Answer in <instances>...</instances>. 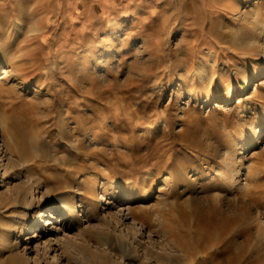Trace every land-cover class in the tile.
<instances>
[{
	"label": "rangeland",
	"instance_id": "rangeland-1",
	"mask_svg": "<svg viewBox=\"0 0 264 264\" xmlns=\"http://www.w3.org/2000/svg\"><path fill=\"white\" fill-rule=\"evenodd\" d=\"M54 2L0 0V264H264V0Z\"/></svg>",
	"mask_w": 264,
	"mask_h": 264
},
{
	"label": "bare ground",
	"instance_id": "bare-ground-1",
	"mask_svg": "<svg viewBox=\"0 0 264 264\" xmlns=\"http://www.w3.org/2000/svg\"><path fill=\"white\" fill-rule=\"evenodd\" d=\"M70 7H71L70 2H68V4L65 5V8L67 9L66 11H68L69 13L71 12ZM0 78H1V76H0ZM223 160L227 162V158L226 157H224ZM248 168L249 167H247V169ZM236 169H234L230 165V167H228V171L223 173L224 177L227 180L232 182V187H235V185L246 186L248 184V180L245 181V182H241V181L237 180L238 176H239V173L241 172V170H243V168L241 167L238 170H236ZM170 174H171L170 176L173 177L172 176L173 173H170ZM168 182H169V179L166 178L164 180V183L168 184ZM111 195L112 196H110V198H107L108 202H112V201H110V199L112 197L114 199H116L115 198L116 197L115 196L116 193L114 191L111 192ZM129 198L132 199L133 197L129 196ZM206 198H207V200L211 201V203H210V207L211 208L210 207L208 208V205L206 203L205 204H203L202 202L200 203L198 198L195 199V202H199L198 204L196 203L198 205V207H205L206 206V208H208L210 211H212V212L209 211V215H206V219L209 220L210 216H213L215 213H218V211H221V207H220V205L218 203V193L214 192V193H211V194H207ZM129 206L130 205H126L125 207H121V208L118 209V212H117L118 214H117V217H116V220H115L117 225L122 224L125 219L129 218V212H130V207ZM51 207H53V208L55 207L57 210H59V213L64 214V215H68L69 211H70V207L65 201H62V203H60V205H58V206H54L53 204H51ZM76 208L77 207L75 205L72 206V210L71 211L73 212V214H78ZM52 214H51V216H52ZM35 220H36V222H33L31 225L37 224L41 220L40 216L35 218ZM54 224L55 225H53V227H55V228L59 227L56 222ZM128 227H133V225H128ZM101 236H102L103 239H102V242L100 244L110 243L111 240H112V239L109 238L110 236H108V237H105L103 235H101ZM101 236H99V237H101ZM58 237H59L58 240L60 241V244H62V246L65 249L66 248L76 249V253H80L87 261H90V262L92 261L94 264H96V262L97 263H99V262L101 263L103 257H107V258L111 257V253H110L111 251H107L105 248L91 249L90 246L87 244V242L82 240V237L76 238V237H70V236H66V235L58 236ZM51 245H53L52 242L48 241L47 242V246L51 247ZM40 257H41V260H42L43 256L41 255ZM40 257L36 258L34 260L33 264H43L41 262V260H40ZM105 261H107V260H105ZM44 264H54V262L45 261ZM67 264H68V262H67ZM72 264H74V263H72Z\"/></svg>",
	"mask_w": 264,
	"mask_h": 264
},
{
	"label": "crops",
	"instance_id": "crops-1",
	"mask_svg": "<svg viewBox=\"0 0 264 264\" xmlns=\"http://www.w3.org/2000/svg\"><path fill=\"white\" fill-rule=\"evenodd\" d=\"M43 0H35V2H41ZM55 2V8L58 7H62L64 5H67L68 2H70V5L72 6L75 2L81 4L83 7L87 6L91 8V11L95 8H99V6L101 5H109L112 6L113 4H115L116 0H54ZM135 3H139V2H147V1H151V2H156L158 0H135ZM172 1V0H171ZM173 1H178V0H173ZM181 1H187V0H181ZM224 2V0H218V4H222Z\"/></svg>",
	"mask_w": 264,
	"mask_h": 264
}]
</instances>
